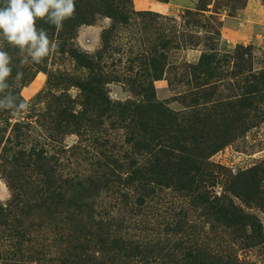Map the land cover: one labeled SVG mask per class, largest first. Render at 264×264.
<instances>
[{
	"label": "rangeland",
	"instance_id": "rangeland-1",
	"mask_svg": "<svg viewBox=\"0 0 264 264\" xmlns=\"http://www.w3.org/2000/svg\"><path fill=\"white\" fill-rule=\"evenodd\" d=\"M39 27L57 45L40 64L4 48L8 91L29 109L0 110V264H264V201L234 195L253 166L264 193V0H75L61 30ZM245 84L247 121L222 119L216 105ZM150 87L172 130L202 136L188 191L105 115ZM230 203L235 221L221 217Z\"/></svg>",
	"mask_w": 264,
	"mask_h": 264
},
{
	"label": "trees",
	"instance_id": "trees-1",
	"mask_svg": "<svg viewBox=\"0 0 264 264\" xmlns=\"http://www.w3.org/2000/svg\"><path fill=\"white\" fill-rule=\"evenodd\" d=\"M2 3L3 0H0V4ZM42 23L44 22L38 21L37 26L39 27ZM48 26L51 31H55L56 28L54 26L49 24ZM67 53L73 58L77 65L84 68H90V64H88L86 58L81 53H78L73 49L68 50ZM159 55L160 59L166 58L164 54ZM204 60H209V62L204 64ZM213 62L214 61L209 59L208 56H201L198 63L199 73L201 75H206L208 79H211L213 72L215 71V68L211 66V63ZM149 63L152 66V62ZM161 68L158 69L155 76L161 74ZM242 89L243 94L239 95L235 102H227L225 104L219 103L216 105V107L220 110L222 119H232L227 115H236L238 120H240V124L244 125V120L247 121V95L249 93L252 94L253 91L251 89H247V84H245ZM213 93L214 91H208L203 94L212 98ZM203 101L206 103L211 102L210 99ZM104 111L105 115H108L109 117L117 114L120 121L124 123L127 121V125L132 127L135 131V136L140 133L143 140H139V143L135 142V147L138 149L137 152L139 155L142 152L151 154L150 151L158 149L159 157L155 159V173L157 171L160 175L161 170L170 171L171 177H175L177 181L179 179L183 181L184 190L188 191V189H190L189 187H191L193 180L192 173H198L203 165L202 158L204 159L205 155L203 156L202 154L203 150L201 147L203 144L200 143V138H202V136H199V133H194L193 135L187 137L185 133L181 135L177 129L172 130L171 127L176 124L169 116L167 108L156 101L153 88L150 87L145 89L144 93L141 95V101L138 103L127 102L125 104H118L112 106L111 109H105ZM193 118L198 119L194 115ZM194 129L195 127L192 128V130ZM172 131L174 133L170 136L169 134ZM188 143L190 145H188ZM176 150L178 151V154L174 155L173 153ZM259 170L258 166H253L243 172L242 176L246 179L240 180V183L237 184L238 190L234 191V195L241 197L245 204H254L260 201V195L264 201V193L259 190L261 180V178L258 179L257 177ZM229 205L233 207L231 203ZM220 208L223 211L221 216L222 218L235 221L234 215L236 209L234 207L230 209L222 206Z\"/></svg>",
	"mask_w": 264,
	"mask_h": 264
},
{
	"label": "clouds",
	"instance_id": "clouds-1",
	"mask_svg": "<svg viewBox=\"0 0 264 264\" xmlns=\"http://www.w3.org/2000/svg\"><path fill=\"white\" fill-rule=\"evenodd\" d=\"M75 0H3L0 4V110L7 111L12 118L27 112L29 104L13 92H9L12 76V57L5 46L17 50L20 64H40L56 49L48 31L38 27V21L63 28L66 20L73 17ZM22 76L17 71L16 78Z\"/></svg>",
	"mask_w": 264,
	"mask_h": 264
}]
</instances>
